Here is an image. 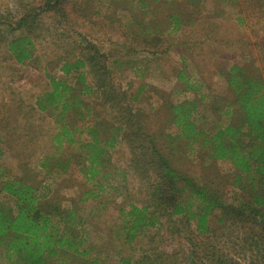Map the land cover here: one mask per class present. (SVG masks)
Masks as SVG:
<instances>
[{"label":"rangeland","instance_id":"rangeland-1","mask_svg":"<svg viewBox=\"0 0 264 264\" xmlns=\"http://www.w3.org/2000/svg\"><path fill=\"white\" fill-rule=\"evenodd\" d=\"M48 1L0 0V200L9 201L1 192L5 180L24 178L63 209H73L78 202L87 221L82 235L104 264H120L121 258L133 263L191 264L193 249L196 264H222L223 260L264 264V255L243 253L244 235H260L264 243L262 219L252 222L230 216L221 222L222 215L214 214L210 233L200 235L195 222L188 225L181 217L159 212V224L130 243L122 214L131 206L155 203L159 193L157 175L148 167L152 154L140 132L176 136L168 106L196 100V123L213 134L221 121H227L231 105L224 72L232 66H249L264 76V11L260 16L254 15L257 9L247 13L241 25L236 22L241 7H215L205 0L196 9L192 0H172L178 11L155 7L146 17L135 0H64L59 13L47 12L31 19L29 27H14ZM171 12L193 16L172 33L167 19ZM27 36L35 42L34 58L21 65L9 53L8 43ZM75 59L88 61V83L99 96L86 100L93 112L90 117L81 119L70 112L58 125V112L40 111L38 101L51 91L50 77L66 79L61 72L63 60ZM186 81L198 94L186 89ZM68 121L71 127L88 121L125 127L110 164L96 178L80 170L73 146L65 145L57 154L51 151L58 127ZM82 138L90 139L85 134ZM159 145L163 148L164 142ZM163 151L176 169L217 192L226 204L240 208L248 203L231 185L234 170L230 163H206L200 147L191 149L185 141L170 153ZM50 155L55 156L52 163L60 159L63 167L52 166L48 173L41 163ZM0 264H10L1 251Z\"/></svg>","mask_w":264,"mask_h":264},{"label":"trees","instance_id":"trees-1","mask_svg":"<svg viewBox=\"0 0 264 264\" xmlns=\"http://www.w3.org/2000/svg\"><path fill=\"white\" fill-rule=\"evenodd\" d=\"M135 1L144 16L153 8L161 6L178 11L172 0ZM206 1H211L215 7L217 4L241 7L243 12L236 18V22L241 25L246 22L247 13L254 14L253 11L257 9L258 13L254 15L260 16L264 11V0ZM62 4L64 0H49L44 7L23 17L14 27H29L34 22L31 19H37L47 12L59 13ZM203 4V0H192L191 6L196 9ZM192 16L190 12L185 13V16L171 12L167 17L171 32L176 33L184 28ZM34 43L30 36L13 40L8 43V51L17 63L23 65L33 60ZM90 60L93 63L92 57ZM87 67L86 59L63 60L61 72L66 79L49 78L51 91L40 98L38 109L42 112L57 111L59 116L56 124H61L60 121L66 119L70 112L81 119H87L93 114L86 100L99 95L88 83ZM252 71L249 66L237 65L224 72L231 105L226 113L227 121H221L213 134L197 125L199 102L196 100L168 106L170 124L178 130L176 136L140 132L143 141L149 146L147 150L152 154V162L148 167H152L157 175L159 193L155 195V203H149V206H131L128 213L122 211L127 241L132 243L146 229L156 227L159 224V212L169 217H181L188 225L195 222L200 235L210 233V220L214 214L222 215L221 222L230 216L246 217L252 222L264 221V76L259 71ZM94 74L97 76L96 70ZM101 75L105 76L104 73ZM186 89L197 94L199 91L190 81H186ZM58 128L59 132L52 139L54 149L51 151L57 154L65 145L73 146V150H77L75 159L82 168L80 170L83 173L86 171L88 178H96L102 170L105 171L110 164L111 153L122 142L125 133L122 125L96 126L90 121L73 127L68 121ZM78 132L79 138L76 137ZM84 134L90 138L88 141L83 140ZM161 141L164 142L163 148L159 145ZM184 141L191 149L200 147L206 163L227 162L232 165L234 177L231 185L248 198L246 206L240 205L239 208L226 204L217 192L198 185L192 177L173 166L169 154L167 156L163 150L170 153L178 143ZM54 157L47 156L41 163V167L48 170V173L52 166L63 167L60 159L57 164L50 161ZM85 164L88 167L83 169L81 166ZM1 192L9 201L0 200V251L10 264H104L82 235L87 231V221L78 202L74 203L73 209H63L57 202L49 200V195H42L39 188L29 185L24 178L5 180ZM243 240V253L264 255V243L260 235H244ZM191 253L193 259L190 263L196 264L194 249ZM228 263V260L222 261V264ZM120 264L151 263H133L130 259L121 258ZM210 264H213L212 261Z\"/></svg>","mask_w":264,"mask_h":264}]
</instances>
